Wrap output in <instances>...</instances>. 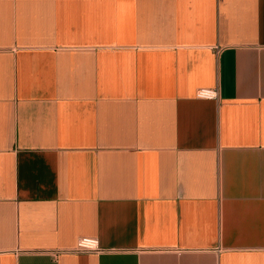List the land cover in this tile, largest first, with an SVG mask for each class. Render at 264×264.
Listing matches in <instances>:
<instances>
[{"label": "crops", "instance_id": "crops-1", "mask_svg": "<svg viewBox=\"0 0 264 264\" xmlns=\"http://www.w3.org/2000/svg\"><path fill=\"white\" fill-rule=\"evenodd\" d=\"M0 264H264V0H0Z\"/></svg>", "mask_w": 264, "mask_h": 264}, {"label": "built area", "instance_id": "built-area-1", "mask_svg": "<svg viewBox=\"0 0 264 264\" xmlns=\"http://www.w3.org/2000/svg\"><path fill=\"white\" fill-rule=\"evenodd\" d=\"M196 95L200 98H216L219 96L218 88H198ZM75 250L98 251L101 250L100 242L97 237L82 236L78 239Z\"/></svg>", "mask_w": 264, "mask_h": 264}]
</instances>
